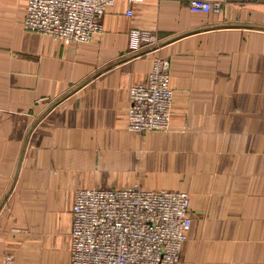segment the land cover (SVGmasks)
Returning a JSON list of instances; mask_svg holds the SVG:
<instances>
[{
  "label": "crops",
  "instance_id": "crops-1",
  "mask_svg": "<svg viewBox=\"0 0 264 264\" xmlns=\"http://www.w3.org/2000/svg\"><path fill=\"white\" fill-rule=\"evenodd\" d=\"M116 0L88 41L0 0V264H70L78 187L188 191L178 264H264V0ZM131 9V13H127ZM159 37L142 55L129 30ZM169 59L168 131L127 127L130 87Z\"/></svg>",
  "mask_w": 264,
  "mask_h": 264
},
{
  "label": "built area",
  "instance_id": "built-area-1",
  "mask_svg": "<svg viewBox=\"0 0 264 264\" xmlns=\"http://www.w3.org/2000/svg\"><path fill=\"white\" fill-rule=\"evenodd\" d=\"M116 0H25L23 25L53 38L88 41L103 30L102 17ZM141 1V0H129ZM215 3L189 0L193 11ZM131 13V9H127ZM130 50L157 46L151 30L132 27ZM169 59L155 57L146 78L130 87L127 127L164 130L171 123ZM188 193L170 188L78 187L74 191L70 264H178L192 217Z\"/></svg>",
  "mask_w": 264,
  "mask_h": 264
},
{
  "label": "rangeland",
  "instance_id": "rangeland-1",
  "mask_svg": "<svg viewBox=\"0 0 264 264\" xmlns=\"http://www.w3.org/2000/svg\"><path fill=\"white\" fill-rule=\"evenodd\" d=\"M169 129H170V126L167 129H164V130H154V131H168ZM186 192L188 193V191H186ZM188 196H189L188 204H189V207H190V195H189V193H188Z\"/></svg>",
  "mask_w": 264,
  "mask_h": 264
}]
</instances>
